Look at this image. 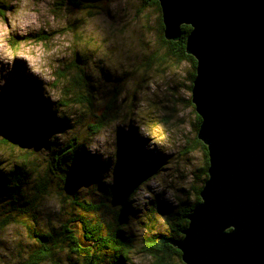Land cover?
I'll use <instances>...</instances> for the list:
<instances>
[{"label": "rangeland", "instance_id": "1", "mask_svg": "<svg viewBox=\"0 0 264 264\" xmlns=\"http://www.w3.org/2000/svg\"><path fill=\"white\" fill-rule=\"evenodd\" d=\"M0 6L6 7L0 14V99L16 101L21 89L29 88L38 104L47 101L69 120L61 132L24 133L15 128L17 142L8 146L1 143L0 134V174L9 176L25 158L23 191L28 195L34 182L46 176L53 151L75 137L82 157V169H76L81 174L78 193L106 206L90 216L107 221L113 214L109 209L119 208L120 192L135 189L125 203L124 235L132 240L123 264H153L144 244L153 235L182 237L174 230L179 223L176 212L194 201L204 176L203 151L195 141L197 114L190 101L191 65L162 56L160 13L147 0H0ZM77 69L91 86L80 88L88 91L91 106L73 100L77 89L72 90L70 80L81 73ZM115 89L111 120L90 134L88 124L101 114ZM65 101L67 106L61 104ZM132 143L137 153L134 166ZM151 161L159 165L155 171L146 168ZM50 175L46 176L50 192L40 194L28 214L19 212L16 220L6 219L0 228V264H27L35 247L28 227L47 231L66 220L68 198L59 208L55 191L63 197L68 188L58 175ZM94 175L107 190L96 186ZM8 189L0 186V222L6 210L17 207L18 194L10 197ZM160 209L175 216L166 219ZM161 253L164 264H185L171 250ZM67 255L74 258L65 248L58 251L57 264H68ZM97 259V264H112L108 249L97 252Z\"/></svg>", "mask_w": 264, "mask_h": 264}, {"label": "water", "instance_id": "2", "mask_svg": "<svg viewBox=\"0 0 264 264\" xmlns=\"http://www.w3.org/2000/svg\"><path fill=\"white\" fill-rule=\"evenodd\" d=\"M157 1L165 39L190 26V101L208 161L182 237L158 241L185 264H264V0Z\"/></svg>", "mask_w": 264, "mask_h": 264}, {"label": "trees", "instance_id": "3", "mask_svg": "<svg viewBox=\"0 0 264 264\" xmlns=\"http://www.w3.org/2000/svg\"><path fill=\"white\" fill-rule=\"evenodd\" d=\"M149 3L153 4L157 11L160 13V6L157 0H147ZM6 7L0 6V14L4 13ZM181 36L178 40H168L163 36V24L161 21V13L159 14V42L160 46L163 48L164 53L162 56L173 57L179 61L186 60L191 65L190 80L192 81L195 73V64L196 60L193 56L185 52V38L188 32L190 31V26L187 24H182L181 27ZM153 56V55H152ZM162 60V58H160ZM73 63V62H72ZM75 67L79 68L74 64ZM79 70L81 73H76L71 77L70 86L76 88L75 98L73 99L76 103H79L85 107L91 106L92 101L89 98L88 91L87 94L84 91L80 90L81 87L89 86V82H86L83 71ZM60 77H64V72L59 71ZM88 90V89H87ZM90 92V91H89ZM116 89L112 93V96L104 101V109L101 114H96L93 121L88 124L89 133L95 134L101 130L109 122V116L114 107V100ZM91 95V93H90ZM71 99V98H69ZM38 100L30 93L29 88H22L21 93L18 96L16 101H9L5 99H0V134L3 135L1 143L8 146L13 142H17V139L14 137V130L17 128L18 131L24 133H30L32 130H43L46 132L56 131L61 132L69 124V120L65 121L63 115H60L48 104L47 101L41 105L37 103ZM66 102V103H65ZM62 102L61 104L67 106V101ZM197 121L195 124L196 131L200 123V117L196 115ZM88 135V134H87ZM133 137V136H132ZM134 142V139H131V142ZM195 141L200 145V148L203 151L204 155V165L202 167L203 179L207 177L206 168L208 166L207 161V151L205 145L195 137ZM135 143V142H134ZM134 143L131 144V165L134 166L137 163V153L134 149ZM78 139L72 137L68 142H66L58 150L53 151L52 156L50 157L49 164L46 166L45 175L52 178L59 177V179L64 180L68 193L62 197L59 190L55 191V196L58 198L60 206L63 208L65 199L68 198V211L66 212L67 218L65 221L60 223L59 226H53L47 231H37L31 230L32 227H28V233L31 238L34 239L36 243V248L32 254L28 257L31 261L38 262L43 261H52L57 264L58 259L55 257L58 251L64 250V248L73 253L69 258L67 255L68 264H87L90 261V264H97V252L108 249L111 253L112 264H123L124 259L127 257L126 253L130 248L131 237L124 235L123 223L127 218V213L125 212L126 207L125 203L135 194V189H126L121 191V201L119 203L118 209H109L110 213H113L112 216L103 223L99 219H95L90 216L98 210H101L102 206L105 204L100 201L94 203L89 201L87 198L80 196L78 193V181L81 177V174L76 169H82L80 160H82L81 150H79ZM157 160H160L157 158ZM26 159H22V164L15 165L16 168L10 171L8 174H0V186H8L10 197L17 192L18 200L16 208H13L15 205H12L13 210L11 212H6V217L0 222V228L4 226L6 219H15L17 213L25 211L29 213V209H33L40 194L47 193L50 189H47V178L46 176L39 177L33 184V190L31 193H26L23 191V186H25L26 171L24 170ZM77 162V168H76ZM57 163V164H55ZM147 170L153 169L154 171L159 167L155 161L148 162L146 164ZM161 167V166H160ZM92 174H95L93 172ZM56 175V176H55ZM96 186L99 189L107 190L108 188L102 183V180L98 175L93 176ZM25 184V185H24ZM202 184L197 189V195L194 201L188 204H183L182 208L176 212L177 220L179 223L175 230L176 233L182 234L181 229L185 227L187 220L185 214L191 209V207L200 200L199 191ZM22 187V190H21ZM50 192V191H49ZM22 197V198H20ZM106 208V206H104ZM108 208V207H107ZM124 208V209H123ZM21 210V211H20ZM59 210V209H58ZM166 219L169 217L175 216L171 210L160 209ZM24 213V212H23ZM20 217V216H18ZM16 220V219H15ZM103 221V220H102ZM73 225L77 227V233L73 229ZM83 237V241L90 243L89 246H80L78 244V237ZM172 236V235H171ZM159 236L153 235L150 239H147L144 244L143 250L145 253L153 256L155 259L153 264H164V254L161 252L173 251L180 255V252L175 247L171 246L168 243H163L158 241ZM150 240V243H148ZM178 250V251H177ZM160 252V253H159ZM79 257V258H77Z\"/></svg>", "mask_w": 264, "mask_h": 264}, {"label": "flooded vegetation", "instance_id": "4", "mask_svg": "<svg viewBox=\"0 0 264 264\" xmlns=\"http://www.w3.org/2000/svg\"><path fill=\"white\" fill-rule=\"evenodd\" d=\"M35 248H36V243H35V247H34V249L32 250V252L30 253V254H32L33 253V251L35 250ZM178 251V250H177ZM42 260H40V261H38V262H34V261H31L30 259H26L25 260V262L27 263V264H37V263H40Z\"/></svg>", "mask_w": 264, "mask_h": 264}]
</instances>
